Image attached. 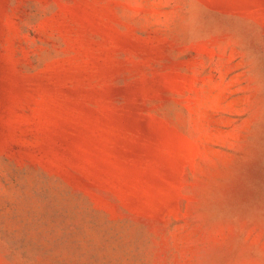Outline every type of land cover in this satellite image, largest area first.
Listing matches in <instances>:
<instances>
[{
  "label": "rangeland",
  "instance_id": "obj_1",
  "mask_svg": "<svg viewBox=\"0 0 264 264\" xmlns=\"http://www.w3.org/2000/svg\"><path fill=\"white\" fill-rule=\"evenodd\" d=\"M0 264H264V0H0Z\"/></svg>",
  "mask_w": 264,
  "mask_h": 264
}]
</instances>
